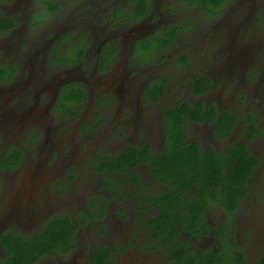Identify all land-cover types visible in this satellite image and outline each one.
Returning a JSON list of instances; mask_svg holds the SVG:
<instances>
[{"label":"flooded vegetation","instance_id":"obj_1","mask_svg":"<svg viewBox=\"0 0 264 264\" xmlns=\"http://www.w3.org/2000/svg\"><path fill=\"white\" fill-rule=\"evenodd\" d=\"M39 1H0L1 13L14 20L0 31V81L17 87L32 82L23 96L28 104L33 92L38 98L47 90L30 71V78L21 79L38 55H45L48 70L63 67L68 76L48 95L54 114L28 122L21 137L16 130L22 123L0 117V259L7 255L3 234L31 237L50 219L69 218L70 243L44 250L34 264H264V183L257 179L264 170V90L259 86L264 72L251 68L263 62L264 48L252 59L251 50L235 44L227 63L218 58L224 51L218 42L199 43L184 35L194 25L182 14L201 8L206 19L212 18L206 25L213 27L216 18H232L236 9L253 3L250 19L264 34V13L258 9L264 0H224L218 8L191 0H145L146 13L138 17L132 16L138 0H58L52 14ZM57 16L52 31L41 35L39 28ZM10 52L23 62L7 60ZM117 59L128 67L118 84L106 85L98 70ZM222 76L244 87L227 103L214 93ZM74 90L80 101L68 99ZM86 105L87 121L75 123ZM69 126L79 140L57 149ZM93 136L109 147H89ZM11 151H21L16 165L4 164ZM38 151H63L55 158L60 165L24 168ZM67 151L92 153L88 163L74 166L75 155ZM233 153L230 162L242 166L239 178H212L219 170L213 168ZM237 154L249 159L242 162ZM204 186L244 192L204 193ZM5 197L17 202L8 204ZM254 204H260L256 217L263 218V226L253 221ZM34 206L37 218L19 229Z\"/></svg>","mask_w":264,"mask_h":264},{"label":"rangeland","instance_id":"obj_2","mask_svg":"<svg viewBox=\"0 0 264 264\" xmlns=\"http://www.w3.org/2000/svg\"><path fill=\"white\" fill-rule=\"evenodd\" d=\"M241 0H238V3H240ZM120 2V1H119ZM6 3V2H4ZM233 8V7H232ZM231 8V9H232ZM205 9V8H204ZM255 5L253 3H247L245 5V8L239 10L236 9V15L232 16V18H226L223 19L221 22L217 21L212 26L206 25L210 24V20L212 18H205V15L202 12V9H194L193 11L185 10L186 12H182L183 16H186L187 20L193 21L192 25H194V29L187 28L184 33L186 36H195L196 41L199 43H205L208 40L211 42H218L217 44L221 48L220 50H224L223 53L219 51L218 58L226 60L225 62H229V60L232 57V53L234 52V46L235 44H239L243 46V50H251L253 52L252 59L255 58V50H258L260 48H264V34H259L258 30H256V27L254 23H252V20L250 19L251 13L254 11ZM259 10H262L264 13V8H258ZM230 11V12H229ZM227 11L228 15L231 16V12L233 10ZM241 11H244L246 15V19L242 18ZM98 17L100 18V21H104V17L100 16V12H97ZM59 19V16H57L54 19H51L48 21L45 26H41L39 28V32L41 35L45 31L51 32L52 26L57 22ZM80 20V19H79ZM79 20H77L78 24L80 23ZM165 20H162L161 23H164ZM168 24H172L171 21L168 22ZM212 28V29H211ZM209 29V30H206ZM211 29V30H210ZM195 30V32H194ZM202 30L206 31V33L202 32ZM255 47V48H254ZM254 48V49H253ZM203 51V54L206 53L205 50ZM194 55L196 56L195 51H193ZM7 57V60H12L16 63L21 64L23 60H21L19 57L17 59H14L13 54L7 53L5 55ZM36 60L34 66H27V69H24V74L21 79H28L30 78L32 74H35L36 76L32 75L35 79L37 85H45L47 87V90L45 93H42L38 98L35 97V93L33 92V97L28 102V104H23V96L26 92V88L32 87L34 85L31 81L28 87L24 86L22 84V87H17V85H5L0 81V117H6V118H13L14 121H18L21 124V126L16 130L17 136L21 137L23 135V129L27 126L28 122L38 120L41 117L48 116L49 114H54L53 107L49 105V98L48 95L51 94V91L55 89L59 83V79H62L66 76H68L67 72L64 70L63 67H54V69L48 70L46 67L47 59L45 58L44 54L38 55V57L34 58ZM89 62L91 63V68L94 67V59L91 57H88ZM263 62L259 64H253L251 67L252 69L259 68L264 72V59ZM105 66V65H104ZM103 66V67H104ZM102 67V66H101ZM128 65L125 63L122 59H117L112 64L108 66V68L104 69L103 72L101 70H98V75H103L102 82L106 85H116L119 83V78H121L122 74L124 73V69H127ZM36 69V72H33V70ZM227 72H229V67L226 66ZM26 71V73H25ZM28 71L32 72V74H28ZM248 71V68L245 70H240V75L237 76V80L242 79L243 75ZM236 74V73H235ZM30 76V77H29ZM228 76V75H227ZM231 76V75H229ZM48 77V79H47ZM71 80V79H70ZM217 83L219 85L215 88L214 93H218L215 98L218 99V101H222V103H227L232 101L233 95L239 96L242 93V90L244 89L243 84L236 85L234 84L229 78H224L223 76L221 79L217 80ZM91 84H98L97 82H91ZM261 88L264 90V77L262 81L260 82ZM36 88H33L35 90ZM45 99V100H43ZM89 114V108L88 105L84 107V109L78 114L77 118L74 120L75 123H85L87 121V116ZM68 122V121H67ZM25 124V125H24ZM70 127V126H69ZM28 131V129H26ZM33 131V129H31ZM41 131V130H40ZM0 137H3V133L0 131ZM79 140L77 136V131L74 127L68 128L66 131H64V134L59 138L60 143L56 145L57 149H61L62 147H68V142ZM113 142L116 141V138L112 139ZM93 145H89V147L98 146V150H104L107 147H109L108 144L102 145V139L98 137H92L90 140ZM11 142L14 143L15 140L11 139ZM18 142V141H17ZM63 151H38L33 154L32 157H29L24 162V168L31 169L32 167L37 168L45 167L49 168L52 165H60V159L55 160L56 156H60ZM68 153H74L73 159L70 161V164L72 165H83V163H88L89 159L91 158V151H67ZM38 153V156L33 158ZM53 155L52 157L50 155ZM264 169V166H262ZM257 179L264 183V170L260 171L258 173ZM20 180V179H19ZM262 180V181H261ZM20 181L17 182V186L15 190H17L20 187ZM41 188L42 185H39ZM261 191V190H259ZM261 193L259 192V195ZM81 200V193L76 195V201ZM6 203H14L17 202L16 197L8 198L5 197L4 200ZM258 200L252 199V202H255ZM36 199H35V205H36ZM33 205V200H29L28 207L31 210V206ZM255 210L254 215L253 211L251 216L253 215L254 223H259L261 226H263L261 217H256L257 211L261 210L259 207L260 204H254ZM47 204H41L40 207L46 208ZM26 220L19 222L18 227L21 230H24L25 224L28 220L36 219L37 218V212L34 209L30 212ZM258 235V234H257ZM262 240L264 241V233L260 234ZM261 240V241H262ZM262 241V242H263ZM256 249V248H255Z\"/></svg>","mask_w":264,"mask_h":264},{"label":"trees","instance_id":"obj_3","mask_svg":"<svg viewBox=\"0 0 264 264\" xmlns=\"http://www.w3.org/2000/svg\"><path fill=\"white\" fill-rule=\"evenodd\" d=\"M223 1L224 0H191L189 4L196 2L207 8L210 5L214 8H218ZM39 2L40 4H47V9L50 14L54 13L56 7L59 5L58 0H40ZM146 5L145 0H138V4L132 12V16H143L146 13ZM13 25L14 20L11 17L3 15L0 11V31H5ZM171 33L174 34L173 32ZM0 73H2L1 69ZM199 81H203V78ZM71 93L72 94L68 99H72V101H80V96L75 90ZM68 99L66 98L65 100ZM68 109L70 110V108ZM230 157L225 159V164L223 163L221 166L213 168L219 170L215 173V177L212 178L224 181H231L233 179L237 180L239 178V176L243 173L242 166L239 165L238 161L235 163L230 162V160L234 161V153ZM236 157L242 162H244L245 159L246 161L249 159L243 154H237ZM20 159L21 151H11L6 156L4 164L16 165L20 162ZM206 166L209 167V163H206ZM207 174L203 172L201 173L202 176ZM213 189L214 191H218V189L221 190L220 195H229L233 192H237V195H242L244 192L243 188L233 186H220L219 188L202 187L204 193H209ZM72 228L73 227L70 224L69 218H58L50 219L41 232L31 237L23 236L17 233H5L1 237V243L7 251V255L6 257L0 259V264H34L44 250H50L59 244H69L71 241L70 238Z\"/></svg>","mask_w":264,"mask_h":264}]
</instances>
